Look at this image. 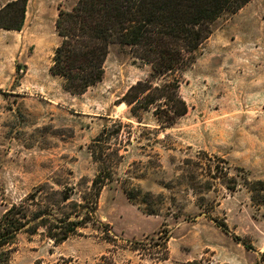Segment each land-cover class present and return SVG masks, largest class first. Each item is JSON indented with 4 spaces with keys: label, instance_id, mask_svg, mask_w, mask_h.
<instances>
[{
    "label": "rangeland",
    "instance_id": "rangeland-1",
    "mask_svg": "<svg viewBox=\"0 0 264 264\" xmlns=\"http://www.w3.org/2000/svg\"><path fill=\"white\" fill-rule=\"evenodd\" d=\"M27 2L22 29H0V219L41 186L37 202L74 211L98 173L94 140L120 123L109 142L123 157L97 223L61 244L45 228L23 231L0 247V264H264V202L249 190L264 181V0L216 22L179 74L188 113L170 128L154 110L138 120L121 107L133 85L162 80L130 48L113 46L103 80L68 92L51 68L59 14L78 0ZM124 188L141 192L136 202Z\"/></svg>",
    "mask_w": 264,
    "mask_h": 264
},
{
    "label": "trees",
    "instance_id": "trees-1",
    "mask_svg": "<svg viewBox=\"0 0 264 264\" xmlns=\"http://www.w3.org/2000/svg\"><path fill=\"white\" fill-rule=\"evenodd\" d=\"M249 0H78L71 11H61L57 30L62 42L57 48L51 73L65 80V89L82 95L101 82L105 62L113 46L130 48L136 57L152 65L153 78L133 85L120 100L132 117L140 120L142 112L154 110L163 128L174 126L188 113L179 93V74L194 61V54L211 37L216 22L227 14L240 11ZM27 0H16L0 10V29L20 31L27 13ZM123 125L105 128L94 140L91 153L98 165L89 197L74 202L75 210L56 214L55 205L37 202L44 186L21 204H13L0 219V247L10 245L18 234H36L47 229L56 243H63L89 222L97 223V199L105 187L116 182L115 157L120 150L109 142ZM191 162V161H188ZM218 167H216V170ZM212 172V169L209 171ZM249 188V187H248ZM129 199L137 201L139 191L124 188ZM254 202H264V181L249 188ZM138 192V193H136ZM154 195L147 193L144 204ZM161 198V196L159 197ZM64 203L71 195L62 198ZM157 215L158 211H150ZM224 231L227 226L219 225ZM167 241V239H165ZM165 243V242H164Z\"/></svg>",
    "mask_w": 264,
    "mask_h": 264
},
{
    "label": "bare ground",
    "instance_id": "bare-ground-1",
    "mask_svg": "<svg viewBox=\"0 0 264 264\" xmlns=\"http://www.w3.org/2000/svg\"><path fill=\"white\" fill-rule=\"evenodd\" d=\"M125 106H126V104H125V103H122V104H121V107H125Z\"/></svg>",
    "mask_w": 264,
    "mask_h": 264
}]
</instances>
